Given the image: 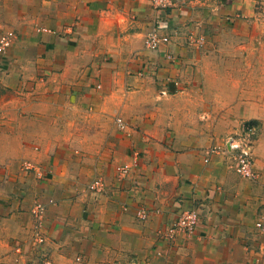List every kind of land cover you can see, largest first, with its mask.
Returning <instances> with one entry per match:
<instances>
[{"label": "crops", "instance_id": "crops-1", "mask_svg": "<svg viewBox=\"0 0 264 264\" xmlns=\"http://www.w3.org/2000/svg\"><path fill=\"white\" fill-rule=\"evenodd\" d=\"M155 23L170 39L150 49ZM7 32L0 264H37L36 201L50 264H264V0H0ZM245 119L254 178L208 151ZM192 206L197 229L170 236Z\"/></svg>", "mask_w": 264, "mask_h": 264}, {"label": "built area", "instance_id": "built-area-1", "mask_svg": "<svg viewBox=\"0 0 264 264\" xmlns=\"http://www.w3.org/2000/svg\"><path fill=\"white\" fill-rule=\"evenodd\" d=\"M182 3V0H152V4L156 9H164L166 11L173 10ZM162 25L154 24L152 28L145 35V45L150 49L158 48L162 43L169 41L170 36L161 32ZM13 32H7L0 37V51L6 49L12 40ZM118 126L124 128L126 126L122 117L116 118ZM260 129L258 125L252 121L245 120L240 123V126L233 132L226 136L224 147H212V151L222 152L225 155L227 166L241 176L247 178H254L255 171L253 169L254 162V148L259 137ZM205 161H209V157H205ZM128 164H121L117 166L120 173H125L129 169ZM102 182L99 179L91 183V189L102 190ZM46 211V205L42 201H36L32 212L35 218L32 227V233L37 235L40 243L44 242L46 235L42 225L43 212ZM147 209L141 208L138 212L141 217L147 216ZM200 222V213L197 207H186L178 214L175 221L169 227V235L174 236L179 231L191 233L195 231ZM256 226L264 229V208L260 211V215L256 220ZM236 264V263H235Z\"/></svg>", "mask_w": 264, "mask_h": 264}, {"label": "rangeland", "instance_id": "rangeland-1", "mask_svg": "<svg viewBox=\"0 0 264 264\" xmlns=\"http://www.w3.org/2000/svg\"><path fill=\"white\" fill-rule=\"evenodd\" d=\"M147 47V46H146ZM148 48V47H147ZM245 120H248V119H245ZM245 120H243V121H245ZM249 121H252V120H249ZM242 122V121H241ZM240 122V123H241ZM253 122V121H252ZM126 123V122H125ZM255 123V122H254ZM240 126V124H238V125H236L235 127H233L230 131H228L227 133H225L223 136H222V138H223V142H222V144H216V143H213V145H210L209 147H208V151L212 148V147H215V148H220V147H224V144H225V140H226V136L228 135V134H230L231 132H233L235 129H237L238 127ZM257 142V141H256ZM255 147H256V145H255ZM212 154L213 153H218L217 151H212L211 152ZM26 165H27V163H26ZM254 166H255V148H254V162H253V169H254V171H255V168H254ZM129 170V169H128ZM118 171V170H117ZM120 173V172H119ZM125 173H127V172H125ZM125 173H121V174H125ZM256 173V172H255ZM96 179H99L102 183V190H97V189H91V183L94 181V180H96ZM89 188L91 189V190H93L94 192H97V193H106V192H108L109 191V189H108V187H107V184H106V182H105V180H104V178L103 177H101V176H97V177H95L90 183H89ZM264 208V206L262 207V209ZM140 216V215H139ZM46 217H47V212L45 211V212H43V214H42V217H40V219H42L43 220V223H45V219H46ZM42 227H43V229H44V232H45V235L47 236V238H48V234L46 233V232H48V228L46 227V225H42ZM38 236L37 235H35V234H33L32 233V241H31V244H32V246H33V248H35L36 249V251H38L39 253L38 254H36V256L34 257V259L37 261L36 263L37 264H50L51 263V259H50V257H48V255H47V251H46V249L49 247L48 246V240H47V238H45V240H44V242H42V243H40L37 239ZM19 244V245H18ZM17 244V247H19L20 248V251L22 252L23 251V248H24V242H21V243H18ZM45 252V253H44Z\"/></svg>", "mask_w": 264, "mask_h": 264}]
</instances>
